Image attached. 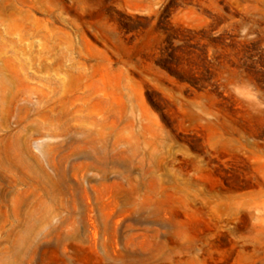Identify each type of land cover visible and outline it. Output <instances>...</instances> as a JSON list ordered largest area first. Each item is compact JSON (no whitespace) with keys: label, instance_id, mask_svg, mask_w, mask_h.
Listing matches in <instances>:
<instances>
[{"label":"rangeland","instance_id":"obj_1","mask_svg":"<svg viewBox=\"0 0 264 264\" xmlns=\"http://www.w3.org/2000/svg\"><path fill=\"white\" fill-rule=\"evenodd\" d=\"M0 264H264V0H0Z\"/></svg>","mask_w":264,"mask_h":264},{"label":"bare ground","instance_id":"obj_2","mask_svg":"<svg viewBox=\"0 0 264 264\" xmlns=\"http://www.w3.org/2000/svg\"><path fill=\"white\" fill-rule=\"evenodd\" d=\"M13 143H11L12 146V152L21 147H23V140L21 138V135L18 133L13 136ZM15 155V153H14ZM18 160H21L19 155H15ZM20 162H23L22 160ZM49 194V192H47ZM46 193L47 197L49 196ZM58 202H35L33 205V209L28 211L27 213H23L24 207L26 206L27 202H20V204L17 205V213L21 214L23 216L28 217L29 220H33V223H39L41 221H46L50 215L52 214L55 205H57ZM30 228V227H27ZM26 229V228H25Z\"/></svg>","mask_w":264,"mask_h":264}]
</instances>
